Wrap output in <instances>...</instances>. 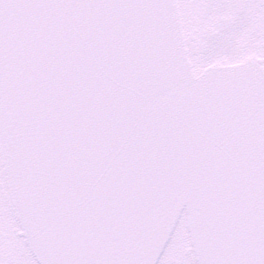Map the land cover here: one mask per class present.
<instances>
[{
    "label": "snow or ice",
    "instance_id": "obj_1",
    "mask_svg": "<svg viewBox=\"0 0 264 264\" xmlns=\"http://www.w3.org/2000/svg\"><path fill=\"white\" fill-rule=\"evenodd\" d=\"M0 264H264V0H0Z\"/></svg>",
    "mask_w": 264,
    "mask_h": 264
}]
</instances>
